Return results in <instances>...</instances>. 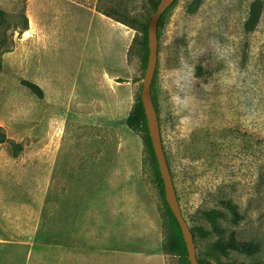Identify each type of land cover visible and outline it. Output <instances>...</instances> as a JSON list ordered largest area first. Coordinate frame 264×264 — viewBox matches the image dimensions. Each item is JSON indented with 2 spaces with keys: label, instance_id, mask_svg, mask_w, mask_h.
<instances>
[{
  "label": "rangeland",
  "instance_id": "1",
  "mask_svg": "<svg viewBox=\"0 0 264 264\" xmlns=\"http://www.w3.org/2000/svg\"><path fill=\"white\" fill-rule=\"evenodd\" d=\"M152 2L0 0V126L23 144L15 156L9 140L0 143V264H35L42 244L69 232L70 187L99 179L78 177L77 169L129 170L102 179L146 191L151 205L141 214L159 219L167 263L184 264L169 247L180 228L145 144V124L126 123L146 71L134 42L141 32L97 14L121 6L141 29ZM26 17L29 28L34 18V34L17 44ZM158 34L152 96L199 261H264V0H175ZM24 79L40 84L45 97ZM224 198L238 204V222ZM211 208L227 212L223 237L237 232L236 247L214 250L221 234L204 216ZM251 242L259 247L254 253Z\"/></svg>",
  "mask_w": 264,
  "mask_h": 264
},
{
  "label": "crops",
  "instance_id": "2",
  "mask_svg": "<svg viewBox=\"0 0 264 264\" xmlns=\"http://www.w3.org/2000/svg\"><path fill=\"white\" fill-rule=\"evenodd\" d=\"M34 25L31 17L30 28L17 44L31 39ZM121 38L124 44L123 29ZM77 170L78 177L99 179L78 180L75 192L70 187L69 232L42 244L43 256H35V264H168L159 219L141 214L151 205L146 191H128L119 180L102 179L128 176L129 170Z\"/></svg>",
  "mask_w": 264,
  "mask_h": 264
},
{
  "label": "trees",
  "instance_id": "3",
  "mask_svg": "<svg viewBox=\"0 0 264 264\" xmlns=\"http://www.w3.org/2000/svg\"><path fill=\"white\" fill-rule=\"evenodd\" d=\"M159 2H160V0H153L152 5H153L154 10L157 9ZM98 11H101L104 14H106L110 17H113L117 21L125 23V24L131 26L132 28H135L141 32L140 34L135 35L134 42H138L141 45V49L144 52L143 66L146 70V67L148 64V56H149V44H148V26H149V23H147V22L142 23L141 29H140L137 25L136 17L130 16L127 12V9L121 8V6H120V8L111 7L110 9H107V10L98 9ZM251 14H252V16H254L256 14L255 8H253V7L251 8ZM0 21L2 23L6 21V18L4 17V11L1 9H0ZM28 28H29V23H28V18L26 17V23H25V26L23 28V31H25ZM23 82L39 98L45 97V90L43 89V87L40 84H38L37 82H34L32 80H28V79H24ZM147 122L148 121H147V116L145 113L143 101H142L141 96H139L138 103H137L135 109L128 115V117L126 119V123L132 128H136L140 125L145 124V135H144L145 144H146L149 152L151 153V156L154 159L155 167H156L157 172L160 176V185L162 187V191L165 193L164 181H163V178L161 176L159 164H158V161L156 158V154H155L154 147L152 144L150 132L148 130L149 127L147 126ZM6 140H9V142L11 143L13 154L15 156L19 155L20 152L23 150V144L21 142L15 141V140H10L8 138L6 132L4 130H2V127L0 126V143L4 142ZM223 202H224L225 206L227 207L228 211H230L232 213L233 219L235 220V222H238L242 217L240 214L239 208H238V204L232 198H224ZM167 207H168L169 213L171 214L173 219L177 222V224L180 228V233L176 234L174 239H172L170 241L169 247L174 251H179L186 258L184 261V264H190V259L188 260L189 253H188V249H187V245H186L184 236L182 235L181 226H180L177 218L175 217L173 211L171 210L168 202H167ZM204 216L211 222L213 229L216 232H218L219 234H221V236L216 241H214L212 243V246L217 253H218V250H221L220 252H224L226 250L227 246L236 247L237 232L234 234H231L226 239L223 237V231L225 230V228H223V225L220 222V218L227 216L226 211L218 209V208H211V209L204 211ZM199 230L202 233H204V235H207V233L209 231L208 229H205V228H199ZM194 236H195V233H194ZM251 243L253 246H252V249L250 251H251V253H254L256 251V249L258 250L259 247H258V244L253 243V242H251ZM253 248H255V249H253ZM200 264H205V263L200 260ZM214 264H226V263L218 261V262H215ZM230 264H244V263L238 262L237 260H234ZM253 264H264V261L258 260L257 262H254Z\"/></svg>",
  "mask_w": 264,
  "mask_h": 264
},
{
  "label": "water",
  "instance_id": "4",
  "mask_svg": "<svg viewBox=\"0 0 264 264\" xmlns=\"http://www.w3.org/2000/svg\"><path fill=\"white\" fill-rule=\"evenodd\" d=\"M174 1L175 0H160L157 9L154 11L149 21V26H148L149 56H148V64L145 71L141 98L147 116L152 144L159 164L161 176L164 181L166 200L181 226L189 253L190 264H200L199 258L197 256V248H196L194 233L183 214V210L177 195L173 175L163 145L158 111L156 109L152 96V83L157 69L158 57H159L158 25L162 15L174 3Z\"/></svg>",
  "mask_w": 264,
  "mask_h": 264
}]
</instances>
